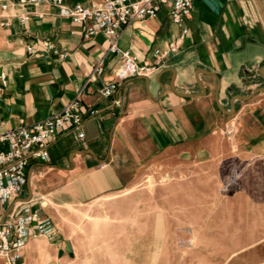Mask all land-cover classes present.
I'll return each mask as SVG.
<instances>
[{
	"label": "crops",
	"instance_id": "1",
	"mask_svg": "<svg viewBox=\"0 0 264 264\" xmlns=\"http://www.w3.org/2000/svg\"><path fill=\"white\" fill-rule=\"evenodd\" d=\"M76 1L84 0H66ZM184 25L179 48L153 73L130 76L104 97L98 89L114 79L119 51L151 63L155 49L179 37L167 7L124 26L110 51L108 36L84 38L50 1L0 0L8 77L0 128L46 118L82 86L86 112L83 137L66 130L52 140L49 158L30 160L22 191L0 208V223L38 207L54 227L52 239H27L18 264H264V92L234 101L231 114L215 100L229 109L233 95L264 87V0H193ZM232 167L241 189L225 196L220 181ZM91 209L79 230L64 215Z\"/></svg>",
	"mask_w": 264,
	"mask_h": 264
},
{
	"label": "built area",
	"instance_id": "2",
	"mask_svg": "<svg viewBox=\"0 0 264 264\" xmlns=\"http://www.w3.org/2000/svg\"><path fill=\"white\" fill-rule=\"evenodd\" d=\"M47 1L56 7L58 14L69 17L73 24L80 26L84 38L98 31L103 32L110 38V51H118L115 42L124 26L136 20L154 17L162 7L168 8L171 21L181 27L179 37L169 42L166 49L154 50L155 59L151 63H140L129 51H119L121 62L115 70L114 79L102 84L98 89L99 94L104 97L113 96L118 82L130 76L150 75L164 62L169 53L177 51L188 32L184 22L193 9V0H84L73 3H67L66 0H15L19 6ZM7 5L8 3H4L2 8L5 9ZM28 18L29 14L24 13L19 16V21L24 24ZM42 45L46 50L53 49V44L48 40H42ZM26 49L32 51L33 47L29 44ZM101 70V66L96 65L93 74H98ZM7 85V74L0 66V106L1 95ZM83 89L84 86L61 110L42 120L8 129L0 128V208L22 191L26 184L30 160L45 161L49 158L48 145L52 140L66 130H79L77 135L83 137L84 134L80 130L86 117L81 104ZM95 111L90 110L89 114H94ZM235 132V124L230 122L225 128V134L231 137ZM239 176L236 167H232L222 180L221 190L237 189ZM53 229L52 222L42 216L38 207H26L22 214L9 215L0 223V257L5 259V264H18L27 239L31 236L52 239Z\"/></svg>",
	"mask_w": 264,
	"mask_h": 264
},
{
	"label": "rangeland",
	"instance_id": "3",
	"mask_svg": "<svg viewBox=\"0 0 264 264\" xmlns=\"http://www.w3.org/2000/svg\"><path fill=\"white\" fill-rule=\"evenodd\" d=\"M236 169L240 173L237 189L235 188L234 190L223 191V190H221L222 182L220 181V192L223 195H225V196H232V195L236 194L241 189V170L238 167H236ZM94 213H95V211H92V209L91 210H75V211L74 210H70V211L65 212L64 215H67V217L69 218L68 221L74 222L75 225H77L76 228L79 230L80 227H81L80 225H81L82 219H91L93 217L92 215ZM178 245L181 246V247H184V246H188L190 244L180 241V242H178Z\"/></svg>",
	"mask_w": 264,
	"mask_h": 264
},
{
	"label": "water",
	"instance_id": "4",
	"mask_svg": "<svg viewBox=\"0 0 264 264\" xmlns=\"http://www.w3.org/2000/svg\"><path fill=\"white\" fill-rule=\"evenodd\" d=\"M259 72L261 74L264 75V66H261L260 69H259ZM142 78H144V76H142ZM197 84L199 86V88L201 89L202 92H204V86L202 85V83L197 80ZM173 90L182 95V96H194L196 94H193V93H185V92H179L177 91L175 88H173ZM217 90H219V82H217ZM259 92H264V87H258V88H255L253 89L249 94L247 95H233L231 98H230V108L229 109H225L221 106L220 104V100L217 96V93L215 94V100H216V104L218 106V108L220 110H222L223 112L227 113V114H231L232 111H234V101L238 100V99H243V100H246V99H249L251 98L253 95H255L256 93H259Z\"/></svg>",
	"mask_w": 264,
	"mask_h": 264
}]
</instances>
